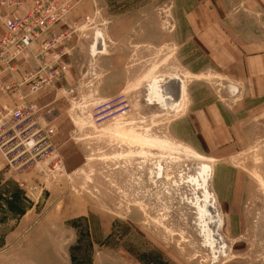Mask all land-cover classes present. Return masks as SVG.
Instances as JSON below:
<instances>
[{
  "label": "rangeland",
  "instance_id": "rangeland-1",
  "mask_svg": "<svg viewBox=\"0 0 264 264\" xmlns=\"http://www.w3.org/2000/svg\"><path fill=\"white\" fill-rule=\"evenodd\" d=\"M36 1L0 0V41ZM253 5L79 0L36 98L60 169L0 157V264H264V90L232 64L264 41Z\"/></svg>",
  "mask_w": 264,
  "mask_h": 264
},
{
  "label": "built area",
  "instance_id": "built-area-1",
  "mask_svg": "<svg viewBox=\"0 0 264 264\" xmlns=\"http://www.w3.org/2000/svg\"><path fill=\"white\" fill-rule=\"evenodd\" d=\"M60 0H37L33 6V20L9 19L3 17L6 33L0 41V95L17 92L14 105L0 108V157L10 167L20 172L28 171L30 161L36 168L42 167L41 151L48 154L43 160H51L52 170L60 169L61 160L57 154L55 129L44 127L45 122L36 98L41 93L57 91L56 85L66 75L70 64L63 59L69 49L63 41L69 35L62 32L67 24V14L77 6L79 0L58 15L55 22L47 21L45 13H53ZM28 66L25 69L22 65ZM34 98V99H32ZM26 125V132L21 127ZM34 151L30 154L29 151Z\"/></svg>",
  "mask_w": 264,
  "mask_h": 264
},
{
  "label": "crops",
  "instance_id": "crops-1",
  "mask_svg": "<svg viewBox=\"0 0 264 264\" xmlns=\"http://www.w3.org/2000/svg\"><path fill=\"white\" fill-rule=\"evenodd\" d=\"M252 3L253 9L252 11L256 12L255 16L258 18H262L264 16V0H247V4L251 7ZM190 24L192 27H196L197 24L194 19H190ZM196 25V26H194ZM240 41V40H239ZM241 42V41H240ZM246 43V42H245ZM248 46L241 47L237 42L234 41V46L238 47L241 55L233 57V70L237 76L241 78L253 79L255 84V89L258 91L264 90V41H252L247 43ZM25 69H28V66L25 64L22 65ZM254 76V77H252ZM41 98H44L43 93H41ZM17 102V92H11L8 95H0V108H2L5 104L14 105Z\"/></svg>",
  "mask_w": 264,
  "mask_h": 264
},
{
  "label": "trees",
  "instance_id": "trees-1",
  "mask_svg": "<svg viewBox=\"0 0 264 264\" xmlns=\"http://www.w3.org/2000/svg\"><path fill=\"white\" fill-rule=\"evenodd\" d=\"M20 195H19V193L17 194V197H19ZM15 197V200H14V198H13V204H12V206H11V209H16V210H18V211H15V210H13V211H15L16 213H23V210L22 209H20V205H19V203H20V199L18 200V198L16 197V195L14 196Z\"/></svg>",
  "mask_w": 264,
  "mask_h": 264
},
{
  "label": "bare ground",
  "instance_id": "bare-ground-1",
  "mask_svg": "<svg viewBox=\"0 0 264 264\" xmlns=\"http://www.w3.org/2000/svg\"><path fill=\"white\" fill-rule=\"evenodd\" d=\"M8 22V20L5 22V23H7ZM53 128V127H52ZM29 153L30 154H34V151L32 150V151H29Z\"/></svg>",
  "mask_w": 264,
  "mask_h": 264
}]
</instances>
